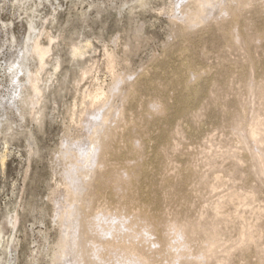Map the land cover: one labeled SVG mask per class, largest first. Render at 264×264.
Wrapping results in <instances>:
<instances>
[{"label": "rangeland", "instance_id": "1", "mask_svg": "<svg viewBox=\"0 0 264 264\" xmlns=\"http://www.w3.org/2000/svg\"><path fill=\"white\" fill-rule=\"evenodd\" d=\"M243 2L194 25L196 0H0V264H58L77 194L93 264H264V0Z\"/></svg>", "mask_w": 264, "mask_h": 264}, {"label": "bare ground", "instance_id": "2", "mask_svg": "<svg viewBox=\"0 0 264 264\" xmlns=\"http://www.w3.org/2000/svg\"><path fill=\"white\" fill-rule=\"evenodd\" d=\"M223 0H196V3L194 4L195 5V9L190 12V13H187L186 15V21L190 24H198L200 22H203L205 21L207 18H209L211 15H212V12H213V9L220 3L222 4ZM238 2H240L239 5H243L245 4L243 2V0H238ZM247 2V1H246ZM224 9V8H223ZM31 28H33L31 26ZM29 39H33L31 38V36L29 35L28 37ZM30 41V40H29ZM26 51H28V53H31L33 55H36L41 63V65L43 66V64L45 63V58L47 56V54L49 53L50 51V48L48 47H45L43 46L40 41H39V38H34L32 43L27 45L26 46ZM77 53V52H76ZM27 54V53H26ZM25 54V55H26ZM24 56V55H23ZM27 56V55H26ZM27 77H28V80H30L31 82V85H32V89L35 93H38L39 92V88L37 86V75L32 73L31 71H27ZM99 94H96L95 96H99ZM96 99V98H95ZM98 100V98H97ZM100 101V100H99ZM93 105H96L97 107L99 106H102V103L101 102H97L96 104L93 102ZM96 107V108H97ZM99 109V108H98ZM106 116H112V112L108 113V115L106 114ZM106 116L103 117L104 120L108 119L106 118ZM103 123V121H102ZM101 124V123H100ZM97 126V125H96ZM99 127V126H98ZM101 127V126H100ZM98 130V128H96ZM102 130L101 128H99L98 131ZM96 131V130H95ZM95 133V132H94ZM251 134V133H250ZM257 134V133H256ZM97 139V143H100L101 140L99 139L100 137H96ZM104 140V139H103ZM102 140V141H103ZM103 144V143H102ZM101 144V145H102ZM86 171V170H85ZM83 182H81L82 184L84 183H88V181L91 179V177L93 176V172L92 171H86V172H83ZM80 184V183H79ZM81 184V185H82ZM85 184V185H86ZM83 186V185H82ZM80 187V185H79ZM87 187V185H86ZM84 188V187H83ZM85 189V188H84ZM81 190V189H80ZM70 191V190H68ZM79 191V190H78ZM85 192V190L83 191V193ZM77 194V193H75ZM83 196V195H82ZM80 194H77L75 197H74V200H75V205H74V209L73 211H71L70 215L73 217V221L76 222V225H77V230L76 232L73 234V230L71 231V227L70 228H66V231H63L65 232L64 233V238L61 242V251H60V254L59 256L57 257V260H58V264H93V262L90 260L91 258H89V253L92 252L90 251V249H93L94 246H92L91 244L94 243V241H97V239H93L89 236L87 230L88 228L86 229V226L88 225V222H87V218L85 217L86 215H84V213L82 212V209L80 207V203L83 201V197H82ZM86 205V204H85ZM88 206V205H87ZM72 208V206H71ZM69 208V209H71ZM67 211V210H66ZM64 212V211H63ZM66 213V212H65ZM65 215V214H64ZM67 215V214H66ZM69 215V214H68ZM69 217V216H67ZM70 219V220H72ZM66 220V219H65ZM67 222V221H66ZM95 222V221H94ZM69 223V222H67ZM74 223V222H73ZM72 223V224H73ZM92 225V224H91ZM90 226V225H89ZM75 227V226H74ZM90 229V228H89ZM93 239V240H92ZM114 243V242H113ZM113 243L110 245L112 246ZM116 243V242H115ZM211 244V245H210ZM209 244V250L211 249L212 246H214L213 242H211ZM108 246L106 244H100L99 246H97V249L98 251H102L105 249V247ZM114 246V245H113ZM96 247V246H95ZM110 247V246H109ZM137 247V246H136ZM215 247V246H214ZM133 248V247H132ZM135 248V247H134ZM133 248V249H134ZM110 249V248H108ZM112 249V248H111ZM137 249V248H136ZM131 249L128 248L126 249V253L127 254H130L131 253ZM137 252V251H136ZM212 252V251H211ZM106 253V252H105ZM208 253V252H206ZM213 253V252H212ZM93 254V253H92ZM100 254V253H99ZM136 254V253H135ZM137 255V254H136ZM141 255V254H140ZM139 256V255H137ZM90 257H92L90 255ZM133 257V256H132ZM144 256L141 255V260L142 261H145L146 260V257L143 258ZM93 258V257H92ZM137 258V257H136ZM135 259V258H134ZM94 260V259H93ZM109 261V260H108ZM137 262V260H136ZM95 264H96V261H95Z\"/></svg>", "mask_w": 264, "mask_h": 264}]
</instances>
